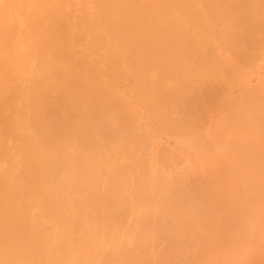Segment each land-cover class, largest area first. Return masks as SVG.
Wrapping results in <instances>:
<instances>
[{
  "label": "bare ground",
  "instance_id": "1",
  "mask_svg": "<svg viewBox=\"0 0 264 264\" xmlns=\"http://www.w3.org/2000/svg\"><path fill=\"white\" fill-rule=\"evenodd\" d=\"M263 37L264 0H0V264L183 254L212 202L184 172L167 181L187 152L160 148L162 170L142 147L161 131L198 154L213 108L264 104L263 87L221 98Z\"/></svg>",
  "mask_w": 264,
  "mask_h": 264
},
{
  "label": "rangeland",
  "instance_id": "2",
  "mask_svg": "<svg viewBox=\"0 0 264 264\" xmlns=\"http://www.w3.org/2000/svg\"><path fill=\"white\" fill-rule=\"evenodd\" d=\"M262 42H264V37ZM260 54H262L261 64L257 68L253 67L251 61L247 66L246 84L242 87H239L238 84H232V88L222 91V99L225 100L235 94H242V91L246 89L263 87L262 91L264 92V48ZM219 84H223V79L219 81ZM215 108L212 109L211 116L208 114L207 117V126L210 123L208 134L203 137V130L201 131L202 140L200 143H203L200 153L196 154L200 149L185 146L183 142L188 141L181 142L182 137L162 134L161 131H153L156 136L151 132L152 149L148 148L147 145L146 154L143 152L144 147L141 150L143 158H151V161L153 160L154 162H152L157 165V169L162 170L165 167L159 166L152 158V156L161 153L160 148L172 149L182 154L187 152L188 154H184L188 155L187 160L178 162L174 170L168 172L167 181L174 180L177 172H184L181 179L187 183V178L190 176L189 179L199 183L198 185H201L202 188L200 190L198 185L187 184L192 186L193 190L198 187L199 193L205 197L208 196L209 198H206L212 202H210L213 206V211H210L211 216L207 217L205 214L198 218L196 222L199 223L194 221L196 234L190 236V239H193L188 240L190 241L187 244L189 246L186 245L183 254L172 253V256H169L172 258V260L170 258L172 262L170 264H176L175 262L177 264H264V104L260 103L246 110L240 117L224 111L222 105ZM221 119L223 122L219 121ZM146 123L145 125L149 126L147 121ZM218 132L222 134L223 139L210 143L214 138L217 140ZM225 138L227 139L225 140ZM249 143V149H254V152H251L250 155L249 153L245 154L244 159L241 157L235 161V158L238 157L235 151L244 150ZM198 145L193 144L194 147ZM223 159H227L226 162L229 160L228 166L230 168L226 162L223 164ZM232 159H234L233 162ZM217 162L219 166L215 168ZM222 164L226 165L228 168L225 167L229 171L225 170ZM220 165L223 168H220ZM228 175L231 176L228 177ZM204 184L208 185L207 189L203 187ZM204 190L207 193H204ZM188 248L189 251L192 250L193 253L190 254L194 255L195 258L193 256V259L190 258ZM174 260L176 261L174 262Z\"/></svg>",
  "mask_w": 264,
  "mask_h": 264
}]
</instances>
